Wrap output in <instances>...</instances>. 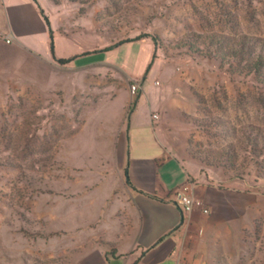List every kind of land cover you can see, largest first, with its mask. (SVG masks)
<instances>
[{
  "label": "rangeland",
  "instance_id": "374dc122",
  "mask_svg": "<svg viewBox=\"0 0 264 264\" xmlns=\"http://www.w3.org/2000/svg\"><path fill=\"white\" fill-rule=\"evenodd\" d=\"M36 1L8 0L0 8V264L56 256H63L57 264H70L90 242L74 246L77 229L87 237L107 226L99 219L113 215L98 212L97 196L102 191L109 200L113 158H127L135 99L138 116L157 114L152 130L159 133V124L174 142L188 131L185 149L195 160L199 152L219 158L235 142L229 130L264 126L263 86L179 47L191 33L264 37V0ZM51 42L57 57L78 56L57 63ZM131 83L141 85L136 94ZM146 140L153 141L149 131ZM238 160L248 156L239 153ZM246 172L256 178L251 165ZM209 173L222 190L223 180ZM85 190V199L96 195V210L77 213L76 197ZM244 239L243 248L236 239L239 254L229 264H264V217Z\"/></svg>",
  "mask_w": 264,
  "mask_h": 264
},
{
  "label": "crops",
  "instance_id": "0c3cea01",
  "mask_svg": "<svg viewBox=\"0 0 264 264\" xmlns=\"http://www.w3.org/2000/svg\"><path fill=\"white\" fill-rule=\"evenodd\" d=\"M7 1L0 0V8L8 6ZM9 12L16 13L13 7ZM10 33L15 36L14 32ZM136 107L128 118L127 158L120 162L113 158L114 182L107 186L106 181H99L97 185L100 190L107 186L110 196L105 200L101 197L102 191L99 192L98 212L113 216L109 222L99 219V226L102 223L107 226L87 237H82L76 228L77 236L72 244L79 247L85 241L90 242L70 264H229L239 254L234 246L236 239H240L243 248L245 233L252 232L257 221L264 217V193L258 188V184L264 188V182L259 183L251 176L229 180L224 171L219 173L210 166L206 168L185 149L188 131L181 134L182 141L174 142L159 124L155 126L159 133L156 128L151 129L150 124L158 117H152L154 112L141 118ZM148 131L153 141H144ZM133 132L137 134L136 142H133ZM141 133L143 136L139 135ZM209 172L223 180L219 188L227 193L221 194V189L213 187ZM187 182H191L193 192L203 198L209 213L198 209L184 212L168 199L170 192ZM86 192L76 197L77 213L96 210V195L85 199L89 197ZM243 197L246 208L242 204ZM98 240L110 241L113 246Z\"/></svg>",
  "mask_w": 264,
  "mask_h": 264
},
{
  "label": "trees",
  "instance_id": "16d2710c",
  "mask_svg": "<svg viewBox=\"0 0 264 264\" xmlns=\"http://www.w3.org/2000/svg\"><path fill=\"white\" fill-rule=\"evenodd\" d=\"M37 2L36 0H34ZM81 4L90 2V0H80ZM46 24L49 27V21L41 10ZM51 32V30H50ZM150 35L149 33H140L138 37ZM52 39V36H51ZM155 47H159L158 40L155 36L152 37ZM179 47H189L192 53L202 52L199 55L207 58H214L221 64L226 66V70L231 74L239 76H252L253 79L264 87V37L248 35L245 33L228 35V34H202L191 33L185 35L180 41ZM53 59L61 64L65 65L69 63L73 58L78 55L63 58L57 57L54 53L53 44L51 42L50 47ZM89 53L85 52L84 54ZM138 98V95H136ZM133 101L130 105L129 115L134 110ZM235 138V142H230L223 148L220 157L216 158L214 155L208 153H195L194 156L200 162H204L208 166H216L222 168L226 174L227 179L243 178L248 172H246L247 166L251 165L254 168L255 176L257 179H264V126L255 125L253 123L243 124L237 129L229 130ZM239 153H244L248 156L247 161L238 160ZM44 158L35 160L36 162L43 161ZM3 163L0 162V166ZM45 164L43 163V166ZM13 166V165H10ZM125 170V175H126ZM127 184L131 185L128 178H126ZM97 242L113 246V243L106 240H98ZM63 256H56L46 258L39 262L43 264H57Z\"/></svg>",
  "mask_w": 264,
  "mask_h": 264
},
{
  "label": "built area",
  "instance_id": "2783aa9c",
  "mask_svg": "<svg viewBox=\"0 0 264 264\" xmlns=\"http://www.w3.org/2000/svg\"><path fill=\"white\" fill-rule=\"evenodd\" d=\"M5 42H9L8 38L4 39ZM155 83H158L157 81ZM141 89V85L138 83L130 84V91L132 94H136ZM153 118L157 117V114L152 115ZM168 199L177 204L182 211L191 213L193 210H200L204 214L209 213V208L205 205L201 196L196 195L193 192V184L187 182L180 188H177L169 193Z\"/></svg>",
  "mask_w": 264,
  "mask_h": 264
}]
</instances>
